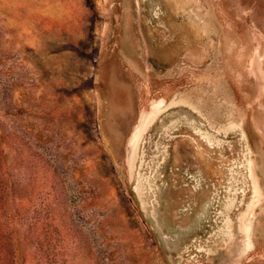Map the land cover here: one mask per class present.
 Listing matches in <instances>:
<instances>
[{
	"label": "rangeland",
	"instance_id": "1",
	"mask_svg": "<svg viewBox=\"0 0 264 264\" xmlns=\"http://www.w3.org/2000/svg\"><path fill=\"white\" fill-rule=\"evenodd\" d=\"M0 264H264V0H0Z\"/></svg>",
	"mask_w": 264,
	"mask_h": 264
},
{
	"label": "bare ground",
	"instance_id": "2",
	"mask_svg": "<svg viewBox=\"0 0 264 264\" xmlns=\"http://www.w3.org/2000/svg\"><path fill=\"white\" fill-rule=\"evenodd\" d=\"M263 120V119H262ZM263 128V127H262Z\"/></svg>",
	"mask_w": 264,
	"mask_h": 264
}]
</instances>
